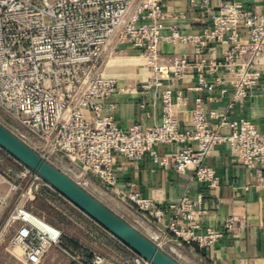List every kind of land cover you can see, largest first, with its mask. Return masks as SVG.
<instances>
[{
    "label": "built area",
    "instance_id": "1",
    "mask_svg": "<svg viewBox=\"0 0 264 264\" xmlns=\"http://www.w3.org/2000/svg\"><path fill=\"white\" fill-rule=\"evenodd\" d=\"M167 17L163 0H0V115L4 119L0 123L89 193L93 182L115 188L120 159L151 158L168 166L170 162L158 150L161 144L178 146L174 169L179 173L194 169L196 178L211 187L220 181L206 158L220 144H227L232 155L264 181V130L251 120L230 119L221 111L212 112L210 117L217 118L212 124L202 109H195L191 126L184 128L175 115L170 88L161 91L163 113L152 127L123 128L113 115L103 113L100 101L120 89L118 79L105 74L107 55L125 48L138 50L153 72L141 84L145 89L162 87L170 72L181 76L186 71L187 56L174 58L169 66L161 64L164 40L194 43L200 51L216 42L233 43L215 69L233 73V101L243 100L257 86L260 71L256 64L264 54V11L250 10L242 0H220L211 11V27L195 36L181 33L177 26L164 36ZM244 36L247 43L241 42ZM207 73H199L197 89L209 85ZM7 163L19 170L21 179L31 177V191L36 183L37 192L45 186L50 194H60L0 146V185L9 184L10 191L19 186L2 169ZM8 198L9 192L0 195V213ZM126 198L155 223L166 217V207L153 199L133 191ZM167 208L171 211L167 228L174 238L159 230L147 237L178 261L182 254L177 240L206 247L222 237L213 228L202 230L199 219L204 210L189 198ZM26 211L17 206L5 227L14 228L10 245L21 249L27 264H40L51 246L60 248L70 264H117L109 263L100 252L94 251L88 259L84 253L63 247L61 231L43 219L26 217ZM180 220L188 227H180ZM232 224L229 220L227 227ZM128 249L127 264H152Z\"/></svg>",
    "mask_w": 264,
    "mask_h": 264
},
{
    "label": "crops",
    "instance_id": "2",
    "mask_svg": "<svg viewBox=\"0 0 264 264\" xmlns=\"http://www.w3.org/2000/svg\"><path fill=\"white\" fill-rule=\"evenodd\" d=\"M205 1L163 0V9L168 13L163 35L170 36L173 26H177L181 33L190 36L200 35L204 29L211 27V11L217 9L220 0H208L207 4ZM242 2L250 10L264 11V0ZM241 42L247 43L248 37H242ZM233 45L216 42L200 51L199 46L194 43L164 40L160 44L161 64L169 66L174 58L187 56L189 67L186 71L181 76L170 72L169 77L163 79L162 87L153 85L150 89L142 88L141 84L153 77L152 71L147 72L143 79L137 75L118 79L120 89L100 101L103 113L113 115L123 128L133 125L152 127L161 121L163 113L161 91L170 88L174 96L175 115L184 128L191 126L192 111L202 109L208 117L212 112L222 111L226 112L230 119H248L264 130V54L256 64L260 71L257 86L243 100L233 101V73L224 68L215 69L217 62L225 58ZM124 50L139 52L133 48ZM210 69L213 71L210 72ZM208 70L206 79L209 85L197 89L199 73ZM210 119L212 124L217 122V118ZM177 149L178 146L175 144L158 146L160 155L170 162L168 166L155 163L151 158L138 162L120 159L117 163L115 188L108 189L99 182H93L90 193L125 220V216L136 220L143 227L146 236H149L151 231L159 230L166 231L168 236L173 237V233L167 228L171 218V211L167 207L187 197L204 210L199 219L202 230L213 228L222 233V237L213 246L206 247L177 240V249L182 254L179 258L180 263L264 264V181L255 170L238 161L227 144H220L206 158V163L214 167L220 181L218 186L211 187L196 178L194 169L185 173H179L174 169L173 161ZM130 191L153 199L158 205L166 207L167 214L164 220L155 223L146 213L139 211L126 198V193ZM2 194H5V189L0 187V195ZM32 216L36 220L34 215ZM87 218L89 216L85 214V217L78 220L86 222ZM229 220L233 222L231 228L227 227ZM91 221L93 223L89 228L83 227L84 237L90 241H85L83 236L67 235L63 228L58 227L63 234L62 246L84 253L91 259L94 251H101L98 240L103 241L105 238L110 248L107 255L117 263L127 264L130 254L128 247L93 219ZM178 225L188 227V223L181 220ZM46 227L51 228L50 225ZM70 263V258L60 248L51 246L40 264Z\"/></svg>",
    "mask_w": 264,
    "mask_h": 264
},
{
    "label": "rangeland",
    "instance_id": "3",
    "mask_svg": "<svg viewBox=\"0 0 264 264\" xmlns=\"http://www.w3.org/2000/svg\"><path fill=\"white\" fill-rule=\"evenodd\" d=\"M104 71L106 75L121 80L129 77V75L130 77L137 75L140 76L141 79H143L147 72H150L151 69L148 66L145 57L141 56L140 52H135L134 50H132V52H130L129 50H124L122 53L107 55V57L105 58ZM0 120L4 122V119L1 115ZM2 169L7 172L9 181L17 184L19 188L16 191H10L9 184L0 185L2 189H5V193L9 192L7 206L0 213V264H27L23 260L21 249L13 248L10 245V240L14 233V228L12 226H8L7 228L5 227V223L8 217L17 206L22 207L26 209L27 212H29L26 213V217L32 218V215H34L37 221L39 219H43L48 224H53L54 226H52L59 231H61V229L58 227L63 228L67 235H71L72 237H76L77 235L83 236V238H85V241H90V239H88L86 236L84 237L83 227L89 228V225L93 223L91 221L92 218H87L86 222L78 220V218L85 217L84 212L78 210L75 205H73L62 195L50 194L49 190L45 186L37 192L34 188L36 183H34L31 191V177L26 176L21 179L18 175L19 170H17L15 166L11 165V163L2 165ZM117 212H122V210H117ZM125 218L138 230L142 232L144 231L143 227L136 220H133L128 216H125ZM15 225L16 224H14V226ZM64 238H66V236H64ZM98 245L100 247L99 250L101 251L96 252H100L104 256H106L109 263L113 261V259H111V256L107 255L108 253H110V248L108 247L105 238L103 239V241L98 240Z\"/></svg>",
    "mask_w": 264,
    "mask_h": 264
},
{
    "label": "water",
    "instance_id": "4",
    "mask_svg": "<svg viewBox=\"0 0 264 264\" xmlns=\"http://www.w3.org/2000/svg\"><path fill=\"white\" fill-rule=\"evenodd\" d=\"M0 146L138 255L152 264H182L1 123Z\"/></svg>",
    "mask_w": 264,
    "mask_h": 264
},
{
    "label": "bare ground",
    "instance_id": "5",
    "mask_svg": "<svg viewBox=\"0 0 264 264\" xmlns=\"http://www.w3.org/2000/svg\"><path fill=\"white\" fill-rule=\"evenodd\" d=\"M26 213H29V212L26 211Z\"/></svg>",
    "mask_w": 264,
    "mask_h": 264
}]
</instances>
